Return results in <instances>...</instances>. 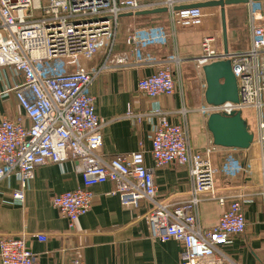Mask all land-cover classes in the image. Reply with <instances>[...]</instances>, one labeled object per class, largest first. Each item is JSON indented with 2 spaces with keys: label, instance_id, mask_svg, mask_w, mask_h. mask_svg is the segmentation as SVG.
Here are the masks:
<instances>
[{
  "label": "built area",
  "instance_id": "2783aa9c",
  "mask_svg": "<svg viewBox=\"0 0 264 264\" xmlns=\"http://www.w3.org/2000/svg\"><path fill=\"white\" fill-rule=\"evenodd\" d=\"M188 1L0 0V68H9L22 78L12 91L24 111L23 117L0 122V181L17 176L21 190L14 198L22 202L25 184L34 178L38 167L46 162L75 161L79 164L82 186L52 200L53 208L69 220L70 228L90 210L93 188L112 182L116 185L112 193L120 197L123 205L151 204L148 215L151 238L163 243L182 242L181 264H238L223 247L247 228L244 201L232 200L213 228L201 226L198 208L203 198L217 200L223 206L227 202L216 191L217 169L213 159L217 148L194 150L185 106L180 122L163 119L156 127L151 149L156 168L177 164L188 169L192 188L190 198L183 204L169 205L158 200L154 169L146 164L143 150L112 159L101 155L102 123L91 86L105 71L147 65L155 67V71L139 80L140 92L151 99L170 97L178 90L183 94L185 59L178 52L177 32L181 27L198 26L203 18L200 8L176 9ZM247 1L251 48L226 53L213 48L214 39L207 37L202 42V54L193 61L198 68L216 61H231L239 102L207 105L203 112L209 115L255 111L258 140L264 148V48L259 49L255 39L258 29L264 34V0ZM157 9L167 10L168 25L133 28L126 41L130 48L116 53L121 17ZM170 41L173 51L165 58L148 50ZM100 54L103 59L99 65L91 68L80 65L82 59L92 61ZM66 62L75 64L76 70L70 72ZM262 168L264 190V155ZM224 172L229 177L241 174V160L228 154L224 158ZM32 238L47 241L42 234L1 239V263L39 264L28 245ZM70 264L86 263L75 258Z\"/></svg>",
  "mask_w": 264,
  "mask_h": 264
},
{
  "label": "crops",
  "instance_id": "0c3cea01",
  "mask_svg": "<svg viewBox=\"0 0 264 264\" xmlns=\"http://www.w3.org/2000/svg\"><path fill=\"white\" fill-rule=\"evenodd\" d=\"M195 3L204 2L189 0L185 5ZM202 13L198 26L181 27L177 32L178 52L185 59L182 65L183 94L178 90L173 96L151 99L140 92L139 80L155 71V67L147 65L105 71L95 79L90 90L96 99L97 114L102 123L101 155L112 159L143 150L146 164L154 169L158 200L169 205L186 202L190 198L192 184L186 167L177 164L155 167L151 149L156 127L163 119L180 122L181 110L185 106L190 143L194 150L205 151L213 146L206 126L209 115L203 112L207 106L205 75L193 59L202 54V42L207 37L214 39L213 48L216 50L225 51V46L221 9L204 8ZM132 21H146L140 26L168 25L165 13L123 16L120 25ZM226 22L229 51L249 50L252 32L247 4L228 6ZM255 39L259 49H263L264 34L260 29L256 31ZM126 41L127 37L117 42L116 53L130 48ZM148 50L159 58H165L172 53L173 44L170 41ZM102 59L100 54L92 61L82 59L80 65L91 68L99 65ZM21 82L22 78L15 76L9 68H0V122L24 116L12 91ZM252 111L243 112L255 134L252 146L248 150L217 148L214 154L217 195L225 198L227 204L223 206L217 200L203 198L198 208L201 226L211 229L232 200L239 198L244 201L247 228L223 247L228 257L238 264H264V148L258 140L256 113L253 112L251 117ZM228 154L236 155L242 162L243 172L236 177H229L224 172V158ZM81 186L79 164L72 160L63 164L46 162L38 167L34 178L25 184L22 202L14 198V194L21 190L17 176L0 181V241L25 235L46 236V242L35 238L29 240V248L39 264H70L75 258L86 264H181L182 242L170 240L163 243L151 238L148 222L151 204L143 202L138 207L123 205L120 197L112 193L116 187L112 182L93 188L90 210L75 222L74 228H70L69 220L53 208L52 200L58 194Z\"/></svg>",
  "mask_w": 264,
  "mask_h": 264
},
{
  "label": "water",
  "instance_id": "95a60500",
  "mask_svg": "<svg viewBox=\"0 0 264 264\" xmlns=\"http://www.w3.org/2000/svg\"><path fill=\"white\" fill-rule=\"evenodd\" d=\"M247 0H218L204 3L182 5L177 10L193 8L221 9L224 50L229 52L227 38L226 8L228 6L247 4ZM166 9L148 10L138 12L136 16L166 13ZM124 16H133L126 14ZM206 80L205 101L207 105L219 106L224 103L239 102V88L237 78L233 73L230 60L216 61L202 67ZM207 130L211 135L213 146L227 150H248L255 141V134L243 111H233L230 114L211 113L207 118Z\"/></svg>",
  "mask_w": 264,
  "mask_h": 264
},
{
  "label": "rangeland",
  "instance_id": "374dc122",
  "mask_svg": "<svg viewBox=\"0 0 264 264\" xmlns=\"http://www.w3.org/2000/svg\"><path fill=\"white\" fill-rule=\"evenodd\" d=\"M43 3H46V0H43ZM142 23H146V21H132L129 23L124 22L121 25L119 24V27L117 30V42H122L126 37H128L130 35L133 28L140 26ZM66 65L68 66V70L70 72L76 70V68H77L75 64L70 63V62H66ZM253 112H255V111H252L251 117H253V115H254ZM256 118H257V115L255 116V121H256Z\"/></svg>",
  "mask_w": 264,
  "mask_h": 264
}]
</instances>
